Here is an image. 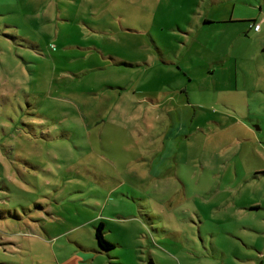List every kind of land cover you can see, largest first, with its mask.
I'll return each mask as SVG.
<instances>
[{
  "label": "rangeland",
  "instance_id": "obj_1",
  "mask_svg": "<svg viewBox=\"0 0 264 264\" xmlns=\"http://www.w3.org/2000/svg\"><path fill=\"white\" fill-rule=\"evenodd\" d=\"M262 16L264 0H0V264H264L247 229L264 211L244 210L264 201L245 118L264 121Z\"/></svg>",
  "mask_w": 264,
  "mask_h": 264
},
{
  "label": "crops",
  "instance_id": "obj_2",
  "mask_svg": "<svg viewBox=\"0 0 264 264\" xmlns=\"http://www.w3.org/2000/svg\"><path fill=\"white\" fill-rule=\"evenodd\" d=\"M262 20H264V16H262ZM206 23V22H205ZM254 24H259L258 22H251L250 24H249V27H250V29H252L253 30V28H252V25H254ZM259 26H260V28H259V30L258 31H254L253 30V32L254 33H256V34H260L261 33V25L259 24ZM259 91H258V93L260 94V96H262V99H263V101H264V83H263V86H260L259 87V89H258ZM255 115H252L251 113H248L247 115H245V118L247 119V120H249L250 122H252L254 125L252 126V128H254V126H258V127H256L257 129H256V133H257V135H258V137H256L257 139H259L260 140V142L261 143H264V130H263V125L261 124V123H263L264 121H262V119L260 118V117H254ZM198 119L200 120V121H204V123H206L207 121H205L204 119H203V117L200 115V116H198ZM219 125V123H214V126L216 127V126H218ZM204 129L203 128H201V131H203ZM243 141H248L247 139H245V140H243ZM243 141H241V140H239V139H237L236 140V142L238 143V144H240V143H243ZM261 149H262V151H264V147H260ZM258 168H253V169H251L250 170V174H253V176L250 178V179H247L248 181H249V183H250V181L252 182L253 180H256V179H258V178H264V175L262 174L263 172H264V169L262 170V171H259V172H255V173H253L255 170H257ZM247 180L245 179V181L247 182ZM244 210L245 211H248L249 213H252V212H255V211H257V210H263L264 211V201H256V200H254V201H252V200H250L249 202H248V204L247 205H245V207H244ZM264 220V219H263ZM104 224V223H103ZM261 226H263V227H261ZM248 230H249V232H255V233H257V234H264V224L263 225H261V224H256L255 222H250L249 221V224H248V228H247ZM98 247V246H97ZM258 248V247H257ZM256 248V246L254 247V249L256 250L257 249ZM99 250V249H98ZM260 248H258V251L260 252ZM261 258H263L264 259V248H263V250L261 251V256H260ZM260 264H263V262H261Z\"/></svg>",
  "mask_w": 264,
  "mask_h": 264
},
{
  "label": "trees",
  "instance_id": "obj_3",
  "mask_svg": "<svg viewBox=\"0 0 264 264\" xmlns=\"http://www.w3.org/2000/svg\"><path fill=\"white\" fill-rule=\"evenodd\" d=\"M262 174L264 175V172ZM103 229H104V224L102 222L99 223L97 226H95L94 238L98 246V249L101 252H108L114 248V245L109 243V241L105 239V237L103 236L104 235Z\"/></svg>",
  "mask_w": 264,
  "mask_h": 264
},
{
  "label": "built area",
  "instance_id": "obj_4",
  "mask_svg": "<svg viewBox=\"0 0 264 264\" xmlns=\"http://www.w3.org/2000/svg\"><path fill=\"white\" fill-rule=\"evenodd\" d=\"M252 28L256 32L259 30L260 26H259V24H254V25H252Z\"/></svg>",
  "mask_w": 264,
  "mask_h": 264
}]
</instances>
